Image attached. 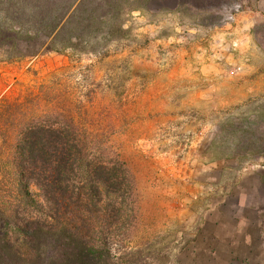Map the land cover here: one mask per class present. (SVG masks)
Masks as SVG:
<instances>
[{"label": "rangeland", "instance_id": "374dc122", "mask_svg": "<svg viewBox=\"0 0 264 264\" xmlns=\"http://www.w3.org/2000/svg\"><path fill=\"white\" fill-rule=\"evenodd\" d=\"M101 38L92 54L11 62L0 50V206L15 200L3 180L11 140L50 116L127 171L111 263L264 264V184L252 191L264 183V0L153 1Z\"/></svg>", "mask_w": 264, "mask_h": 264}, {"label": "trees", "instance_id": "16d2710c", "mask_svg": "<svg viewBox=\"0 0 264 264\" xmlns=\"http://www.w3.org/2000/svg\"><path fill=\"white\" fill-rule=\"evenodd\" d=\"M153 1L167 0H0V50L11 62L68 50L92 54L99 36L107 42L122 33L128 12ZM195 1L178 4L220 2ZM47 118L25 119L11 140L3 180L12 183L16 202L0 206V264H116L110 234L124 224V164L95 161L92 141L71 121Z\"/></svg>", "mask_w": 264, "mask_h": 264}, {"label": "crops", "instance_id": "0c3cea01", "mask_svg": "<svg viewBox=\"0 0 264 264\" xmlns=\"http://www.w3.org/2000/svg\"><path fill=\"white\" fill-rule=\"evenodd\" d=\"M202 69V68H201ZM184 71V74H186V72L189 70V68L187 67V69H183ZM263 182H262V180L261 179H259V178H256V180H254L253 181V184H252V191L253 192H256V194H258V196L261 194V187L263 186ZM243 197V195H241V198ZM244 201V200H243ZM245 203V202H244ZM252 221H253V225H255V224H257L258 223V220L257 219H252ZM234 230V229H233ZM233 234L234 235H238L239 236V239H240V241H242V242H245L246 244L244 245V246H247L248 244H250V243H248V241L246 240V238H247V236H248V234H249V237H248V239H250V233H248L247 231H243V230H241V231H239V233H235V232H233ZM218 237H213V239H212V243H213V245L214 246H217V245H219V244H222L223 243V240H222V237H220V235H218V234H216ZM251 240V239H250ZM249 246V245H248ZM215 250H216V248H215ZM214 250V251H215Z\"/></svg>", "mask_w": 264, "mask_h": 264}]
</instances>
